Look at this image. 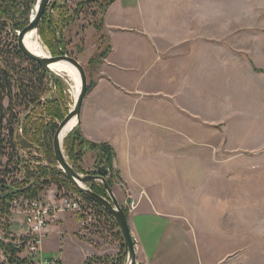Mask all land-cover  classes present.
Returning a JSON list of instances; mask_svg holds the SVG:
<instances>
[{
	"label": "rangeland",
	"instance_id": "rangeland-1",
	"mask_svg": "<svg viewBox=\"0 0 264 264\" xmlns=\"http://www.w3.org/2000/svg\"><path fill=\"white\" fill-rule=\"evenodd\" d=\"M80 1L51 0L45 12L49 11L55 20L60 19V12L53 8L54 2L56 5L61 4L64 11L68 12L67 25L62 28L58 43L62 53L58 55H68L80 60L86 70L88 84H94L93 89L97 79L95 69L100 63L93 68L89 60L99 50L98 36L103 34L108 37L109 41L102 48L108 43L112 50L111 32L114 31V39L121 32L112 31L110 27H103L101 31L96 29L92 22L102 15L96 4H90L76 17L74 11ZM35 2L36 0L31 3L26 16L29 23ZM156 2L164 12L151 13L148 11L150 5L146 4L144 16L148 20L166 18V29L155 30L162 40L160 53L165 58L159 66L166 68V58L177 55L183 50L182 46H188L191 52L198 50L203 56L204 65V77L200 86L201 101L195 107H188L186 111L179 110L172 117L179 120L175 121L174 126L166 127V145L160 143V148H166V152L186 150L188 156L175 158L173 155L176 154L171 153L173 158H166V163L179 161L181 164L194 166L198 172V182H201V189L197 191L173 189L177 195L180 193L181 199L177 198L166 206V213L170 214L166 216V220L161 217L156 220L157 227L159 222L161 228L166 226V250L169 254L172 252V255H179L180 262L183 254L185 263L188 264H264V0ZM114 7L111 15L121 16L120 10L117 11L116 6ZM183 24H190V30L184 29ZM133 32L129 34H138V31ZM1 34L0 45L9 47L13 37L5 31ZM35 34V40L41 43L47 54L52 55L39 31ZM188 39L195 41L189 42ZM213 51L217 55V68H214L215 64L208 58ZM212 64L213 70L206 72ZM15 65L21 69H31L27 61L16 60ZM206 77H210L211 81ZM160 80L166 84V80ZM76 82L66 72L50 70L47 77L46 90L41 96L50 97L53 105L60 106L64 118L75 106L78 94ZM58 86L63 88V94ZM91 90H88L85 98L87 102ZM50 95L56 97L52 99ZM196 113L198 117L194 118ZM74 125L63 139L65 155L79 173L96 175L99 158L95 148L84 150L77 158L69 153L66 139L74 130V136L81 132L84 138L94 141L84 133L82 114L80 123ZM159 128V132L154 128L155 133L162 135V127ZM149 130L152 132V128ZM110 133H114V127L101 128V137H111ZM94 142L107 144L115 151L113 141ZM78 146L77 144L76 148ZM30 147L28 150L41 158L39 163H49L47 155L37 146L32 144ZM28 150L23 154L27 155ZM54 164H58L57 161ZM111 180L113 185L110 186L116 197L129 192L127 182L121 178L116 168ZM92 183L101 185L106 194L95 191L96 193L109 198L102 180L89 181L84 185L92 189ZM66 190L60 194L56 186L52 185L42 197L48 202L59 200ZM68 192H73L72 196L84 203L77 192ZM134 200L136 196L131 193L128 201L120 203L127 212L129 221L131 211L136 206ZM12 216L14 217L11 219ZM18 218L19 214L12 212L10 229L23 233L27 226L23 223L20 227ZM20 219L22 220L21 215ZM52 224L53 228L48 226L41 230L40 235L45 244L41 242V252L34 259L36 264H41L38 260L40 257L43 260H53V264H56L61 253L66 261L63 264H113L118 258L122 264L129 263V255L122 246L123 236L111 217L102 216L101 212L93 210H66L59 212ZM174 263L170 254L166 258V264Z\"/></svg>",
	"mask_w": 264,
	"mask_h": 264
},
{
	"label": "crops",
	"instance_id": "crops-1",
	"mask_svg": "<svg viewBox=\"0 0 264 264\" xmlns=\"http://www.w3.org/2000/svg\"><path fill=\"white\" fill-rule=\"evenodd\" d=\"M146 4L150 5L148 11L151 13L164 12L156 0H115L106 11L104 27L121 33L114 39V31L111 32L112 50L95 69L97 79L88 102L85 100L82 126L88 138L114 142V167L127 182L129 190L127 194L117 196L120 203L128 201L131 193L136 196L130 224L136 240L138 264H166L170 254L174 264H188L182 253L181 262L179 255L168 253L166 226L161 228L159 222L160 228L157 227L156 220L160 217L166 220V216H170L166 206L181 199L180 193L177 195L173 189L197 191L201 189V182H198L194 166L179 161L166 163L169 157L188 156L186 150L166 152V148H160V143L166 145V127L174 126L178 119L172 117L179 110L195 107L202 99L203 56L198 50L191 52V48L182 46L183 50L177 55L166 58V68H161L159 63L165 61L160 53L163 44L155 30L166 29V18L148 20L144 16ZM114 6L121 16L111 15ZM187 25L182 27L190 30V24ZM133 31L138 34H129ZM216 56L213 51L208 57L215 64L214 68L218 64ZM211 70L213 64L206 72ZM160 78L166 80V84ZM206 78L211 81L210 77ZM196 116L197 113L194 118ZM104 127H114V133L109 134L111 137H101ZM155 127L158 132L162 127L163 134L157 135ZM171 153L176 155L172 157ZM53 226L52 223L49 225L50 228ZM58 260L66 262L63 253Z\"/></svg>",
	"mask_w": 264,
	"mask_h": 264
},
{
	"label": "trees",
	"instance_id": "trees-1",
	"mask_svg": "<svg viewBox=\"0 0 264 264\" xmlns=\"http://www.w3.org/2000/svg\"><path fill=\"white\" fill-rule=\"evenodd\" d=\"M34 1L0 0V37L1 33L5 31L14 39L9 47L4 48L0 45V227L4 226L6 230L9 229L11 207L15 200L21 198L42 199V194L54 185L60 194L66 189L77 192L84 201L82 203L83 212H87V210L99 211L102 216L111 217L119 228L113 216L104 206L81 193L70 178L58 167V164H54L56 158L51 141L58 129V121L64 119L63 111L60 106L53 105L54 102L52 103L50 97L41 96L46 90L50 70L27 57L18 44L17 32L29 23L26 16L29 13L31 3ZM114 1L81 0L74 11V15L79 16L90 4L98 5L102 15L92 23L96 29L101 31L105 24L106 11ZM53 5V8L60 12V19L55 20L49 11L45 12L38 31L43 41L50 48L51 54L56 56L62 53L58 48V43L61 40L62 28L67 25L68 12L64 11L61 4L56 5L54 2ZM98 40L100 41L99 50L89 60V64L93 68H96L110 51L108 43L106 47L102 48L105 42L109 41L108 37L99 34ZM16 60L27 61L31 69H21L16 66ZM93 85H89V91ZM58 88L63 94V88L60 86ZM50 96L51 98L56 97V95ZM75 132L76 130L66 139L69 153L77 158L84 153V150L95 148L98 158L103 157L104 159V164L109 171V184L112 186L111 178L115 170L114 158L116 155L114 149L107 144L84 138L81 132L74 136ZM32 144L47 155L49 161L47 165L39 163L41 158L33 155L32 150H28ZM77 144L79 146L76 148ZM26 150H28L27 155L23 154ZM92 189L100 194H106L101 185L92 183ZM68 191L66 190L65 194L73 193ZM13 238L16 239V237ZM122 246L123 249H126L123 240ZM2 248L11 264H36L33 258H17V251L12 246L2 245ZM120 260L118 258V261L113 264H122ZM50 264H53L52 261ZM56 264H63V262L57 260Z\"/></svg>",
	"mask_w": 264,
	"mask_h": 264
},
{
	"label": "water",
	"instance_id": "water-1",
	"mask_svg": "<svg viewBox=\"0 0 264 264\" xmlns=\"http://www.w3.org/2000/svg\"><path fill=\"white\" fill-rule=\"evenodd\" d=\"M51 0H36L34 13L31 17L30 23L23 30L18 31V44L22 51L29 57L30 59L40 63L45 69L52 70L50 64L65 61L74 66L80 75L81 79V88L76 97V102L74 108L70 111V113L64 118V120L59 124L58 129L55 132L53 139V150L56 161L62 169V171L70 178V180L76 185L81 193L94 200L95 202L104 206L107 211L113 216L115 221L117 222L121 234L124 239V243L126 246V253L129 255V263L128 264H137V250H136V242L134 235L132 233L130 221L125 209L122 207L120 202L118 201L112 187L108 183V169L104 164L103 157L99 158L97 164L98 173L95 174H86L83 175L79 173L68 161L67 156L65 155L63 149V139L67 135L65 133V129L69 125V123L76 118L77 124L81 121L82 108L84 105L85 98L88 94V77L86 74V70L83 64L77 58L68 55H41L34 51H32L26 44V36L31 32H38L40 28V24L44 13L50 4ZM72 129V128H71ZM70 129V130H71ZM102 180L103 185L105 186L109 198H105L104 196L96 193L91 188L86 187L84 183L89 181Z\"/></svg>",
	"mask_w": 264,
	"mask_h": 264
},
{
	"label": "built area",
	"instance_id": "built-area-1",
	"mask_svg": "<svg viewBox=\"0 0 264 264\" xmlns=\"http://www.w3.org/2000/svg\"><path fill=\"white\" fill-rule=\"evenodd\" d=\"M81 209L82 202L75 199L72 193L62 195L59 200L52 202L46 201L43 197L42 199L21 198L15 200L12 203L11 214L14 211L17 212L19 214L20 227L24 223L27 226V230L23 231V233L15 232L10 229V222L8 230L4 226L0 227V263L11 264L2 245L12 246L17 251L16 256L19 259H36V255L41 252V244L43 243L40 235L41 230L53 223L59 212L66 210L79 211ZM13 237H16V239ZM38 260L41 261V264H50L51 261L54 263L53 260H43L41 257Z\"/></svg>",
	"mask_w": 264,
	"mask_h": 264
},
{
	"label": "bare ground",
	"instance_id": "bare-ground-1",
	"mask_svg": "<svg viewBox=\"0 0 264 264\" xmlns=\"http://www.w3.org/2000/svg\"><path fill=\"white\" fill-rule=\"evenodd\" d=\"M40 1V0H39ZM35 31L34 32H31L29 33L27 36H26V44L27 46L34 52L38 53V54H41V55H49L47 54L46 50L44 49V47L41 45V43L37 40H35ZM50 67L53 71H60V72H66L67 74H69L70 76H72L77 82V93H79L80 91V88H81V79H80V75H79V72L78 70L72 66L71 64H69L68 62H65V61H61V62H56V63H52L50 64ZM51 70V71H52ZM76 93V94H77ZM78 96V94H77ZM76 96V97H77ZM76 125L77 124V119L74 118L70 123L69 125L67 126V128L65 129V133L69 132L70 129L73 127V125ZM74 125V126H75Z\"/></svg>",
	"mask_w": 264,
	"mask_h": 264
}]
</instances>
